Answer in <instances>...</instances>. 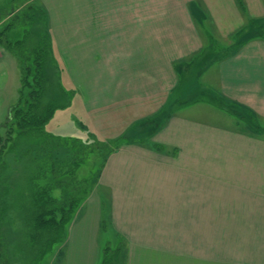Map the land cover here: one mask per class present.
<instances>
[{
    "label": "crops",
    "instance_id": "1",
    "mask_svg": "<svg viewBox=\"0 0 264 264\" xmlns=\"http://www.w3.org/2000/svg\"><path fill=\"white\" fill-rule=\"evenodd\" d=\"M32 1L63 92L123 139L63 264L106 246L124 264H264V0Z\"/></svg>",
    "mask_w": 264,
    "mask_h": 264
},
{
    "label": "trees",
    "instance_id": "2",
    "mask_svg": "<svg viewBox=\"0 0 264 264\" xmlns=\"http://www.w3.org/2000/svg\"><path fill=\"white\" fill-rule=\"evenodd\" d=\"M38 20L44 22V28L40 29L44 33L41 37L33 35L30 31L31 25ZM1 23L3 28L0 30V45L14 55L20 70L21 85L18 100L10 106L4 121V134H0V187L6 191L4 181L11 160L17 161L26 157L32 163L27 177L32 192L23 193L21 196L30 197L31 209L28 213L34 222L35 234L45 229L50 232L43 241L44 248H40L41 251L34 260L36 261L43 253L49 252L56 242L64 239L67 225L92 187L87 178L77 179L74 176L76 166L92 153L101 156V168L106 157L120 146L123 139H103L94 134L92 137L79 139L48 132L45 129L46 122L56 107L64 105L67 101L62 99V95L65 97L66 94L58 82L52 63L44 10L32 0H0ZM15 26L23 28V37L14 41L7 40L4 33ZM53 86L62 94L61 100L54 101L50 96ZM58 148L65 149L69 157L68 169L59 176L68 174L71 178L50 184V189L48 185H36L35 179L44 178L48 173L58 177L55 176L57 163L53 157ZM97 178L98 175L95 176V179ZM56 189L57 193H54ZM3 195L5 194L0 189L1 213L8 208V202L11 200V195L1 200ZM3 246L0 231V264H15L12 257L2 250ZM119 253H123L119 246L114 249L106 246L103 249L101 264H124L122 256L115 260L114 255Z\"/></svg>",
    "mask_w": 264,
    "mask_h": 264
},
{
    "label": "rangeland",
    "instance_id": "3",
    "mask_svg": "<svg viewBox=\"0 0 264 264\" xmlns=\"http://www.w3.org/2000/svg\"><path fill=\"white\" fill-rule=\"evenodd\" d=\"M43 23L44 22L40 20L33 23L30 27L31 33L36 36H43L44 33L40 30L44 28ZM2 28L3 24L1 23L0 30ZM23 33L22 27L15 26L8 29L4 35L7 40L14 41L21 39ZM52 60L55 65H58V61L54 56ZM62 80L63 81H61L59 74V81L62 84V87H64V77H62ZM20 85L21 75L16 59L11 51L0 45L1 135L4 134L3 124L7 118L9 108L18 100ZM67 94L68 95L63 97V95L57 91V88L53 86V91L50 94L52 99L54 101L61 100L62 95V99L65 98L67 102H64V105L56 107L52 116L46 122L45 129L58 136L77 137L79 139L92 137V133L84 122L83 114L81 113L77 99L74 98L72 92H67ZM66 153V150L62 148L56 149L53 153L54 160H56L57 163V172L55 176L58 177H53V175L48 173L44 178L40 177L35 179L36 185H48L50 189V184H56L60 179L66 181L71 178L68 174L59 176L68 169L67 164L69 162V157ZM100 163L101 156L90 153L76 166L73 174L77 179L87 178L88 183L93 185L96 180L95 176L98 175L100 170ZM31 166L32 163H30L26 157L19 158L17 161L11 160L10 168L7 170V176L4 181V188L6 191L0 187L5 194L1 197V200H4L5 196L11 195V200L8 202L9 206H7L8 208H6L3 213L0 212V231L2 233L4 245V249L2 248V250L12 257L15 264H63L62 256H64L65 252L66 237L63 240L56 242L49 252L43 253L36 261H34L35 258L38 257L39 251H41L40 248H44L43 241H45L46 236H48L50 232L45 229L40 231L39 234H35L34 222L31 221V214L28 213V210L31 209L29 203L30 197L24 198V196H21L23 193L30 194V192H32V186L30 187V184L27 181ZM50 191L52 193L53 190L51 189ZM54 193H57V189L54 190ZM102 255L103 250L101 256ZM117 258L119 257H115V260ZM101 260L102 257L100 259V264Z\"/></svg>",
    "mask_w": 264,
    "mask_h": 264
}]
</instances>
